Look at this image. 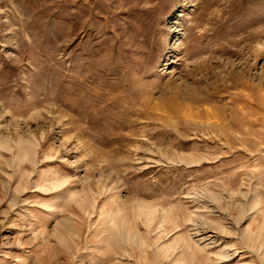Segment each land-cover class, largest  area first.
Here are the masks:
<instances>
[{"label": "rangeland", "instance_id": "rangeland-1", "mask_svg": "<svg viewBox=\"0 0 264 264\" xmlns=\"http://www.w3.org/2000/svg\"><path fill=\"white\" fill-rule=\"evenodd\" d=\"M0 264H264V0H0Z\"/></svg>", "mask_w": 264, "mask_h": 264}]
</instances>
